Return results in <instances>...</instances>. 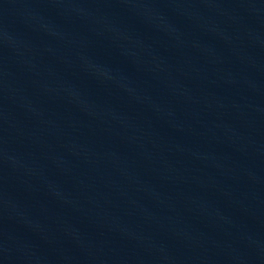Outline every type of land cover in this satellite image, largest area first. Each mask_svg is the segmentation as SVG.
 I'll list each match as a JSON object with an SVG mask.
<instances>
[{
    "label": "water",
    "instance_id": "1",
    "mask_svg": "<svg viewBox=\"0 0 264 264\" xmlns=\"http://www.w3.org/2000/svg\"><path fill=\"white\" fill-rule=\"evenodd\" d=\"M0 264H264V0H0Z\"/></svg>",
    "mask_w": 264,
    "mask_h": 264
}]
</instances>
